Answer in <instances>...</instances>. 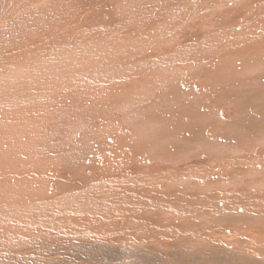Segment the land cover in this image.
Returning a JSON list of instances; mask_svg holds the SVG:
<instances>
[{
  "label": "rangeland",
  "instance_id": "rangeland-1",
  "mask_svg": "<svg viewBox=\"0 0 264 264\" xmlns=\"http://www.w3.org/2000/svg\"><path fill=\"white\" fill-rule=\"evenodd\" d=\"M10 1L11 0H0V31L1 26H3L4 23H7L8 25L16 24L17 26H15L20 30L22 23H25L28 15L35 17L38 14L35 12L34 8H30L33 7V3L27 5L29 0ZM166 1L173 2L174 10L180 11L183 14L186 13L188 0ZM166 1L130 0L121 4L120 7L127 12L130 10V12H132V9H136V6H138L137 9H143L153 5L154 2H157L156 5L154 4L155 8H160L161 6H164ZM202 1L203 0L199 3L201 4L200 7H202V11L198 13V15H206L208 12L210 13L208 17L204 18L205 27L202 30H205L207 25L213 21L212 18L214 20L219 19L223 12L233 3V0H221L220 4L213 8L215 10H211L208 5L206 3H202ZM225 1H227V3ZM145 3L149 6L146 7ZM139 5L141 7H139ZM37 9H39V7H37ZM215 12L216 14H219L216 19V15H214ZM77 13L82 15L80 12ZM83 13L86 15L83 20V24L86 23V33L89 34L91 27L99 24L101 16L104 15V13L102 9H90L89 12L87 11ZM144 19L147 21L142 29V37L145 38L146 41L153 40L151 45L152 47L154 46L153 48L144 46L143 49L145 50L141 49L140 51L145 55H154L152 58L155 59L156 57H159L161 53L163 54L160 43L165 40V38L168 46H170V43L175 42L181 43L184 41V43H186L189 39L186 38L188 35L187 29L190 24V20L188 18L183 20L184 22L182 21V24L178 25H175L174 19H171L170 16L162 12H159L155 18L148 19V17L144 16L143 20ZM228 19L229 18L226 17L223 20ZM157 28L167 29V31L156 33V37L153 33ZM150 29L154 30L152 31ZM215 33L223 36L226 35L227 37L229 36L222 30H217ZM152 34L154 37H151ZM157 39H159V42ZM239 44V48H237L236 45H231L228 50L220 49L221 53L217 54L216 50H212L213 47L207 43V45H205L206 47L204 46L205 48H203L205 54L202 56L200 61L195 64H182L176 68H172L170 65L165 64H158L157 66L149 64L151 66L150 67L148 63H145L144 58H139L143 61V63H141L142 61L139 62V66H143L146 73L148 71H152V73L148 72V74L144 76V79L137 82L135 84L136 88L135 85H133V88L131 87L132 89L129 88V90L123 91V94L121 93L117 95L118 93H116L115 96L113 95L109 97L110 99H101L104 100V104L100 101L99 104L101 105L95 107L93 110H86V112L83 111L84 107L82 108L80 104H74L72 102L70 103V105L72 104L71 106L69 104H65L67 102V98H65L64 101H58V98H55L53 102H46L45 104L31 103L30 105L36 107L42 115V121L47 127V133L36 137V140L33 141H28L32 137V135H29L32 134V128L22 129L23 133H18V130H14L10 133L9 137H12L13 141L10 142L9 146L13 147L15 151L14 154L7 153L4 149H2L4 145L0 147V170H4L10 164H13L14 168L18 169L20 172L28 171L30 169L31 162L34 161V157L32 155L37 156L40 154L49 159L46 162L52 163L51 166H53V170H51L50 166L49 173L51 174V177H55H52L48 182L35 183L33 181L23 184L19 187V196H10V191L13 185H11V183L6 184L7 186H3L4 188L6 187L5 190L7 191H5V196L2 195L0 189V202L6 203L8 206H12L13 204H30L44 197L57 198L62 194V192L70 190V187H74V190L66 193L67 195H70L69 198H72L76 197L74 196L75 193L72 194V192L84 187V185H87L86 193H89L97 190L98 184H103V193L101 196L110 192L116 193L119 197V201L118 203L117 201L114 203L113 200L111 205L115 204L117 208L122 206V211L127 213H125V216L128 219L124 216L125 219L130 223L132 221L133 227L132 229L121 230V237L118 238L120 241L111 244L107 243V241L103 238H98V235L86 233L87 230L84 233L78 230H62L66 231V233L53 234L44 229V234H41V237L38 239H32L33 232L15 235L13 237H1L0 254L3 252L6 253L4 249L8 251L13 248H23V246L25 248L39 247V251L34 253L36 256L33 255L34 257L29 258V261L28 259H12L9 256L7 258L3 256L4 261H2V263V258H0V264H264V252L262 253L263 255H257L254 251H250V253L248 251L239 252L240 249L234 250L225 246V244H228L226 241L224 244L223 242L216 241L214 239H200L195 236H209L214 233L212 236H217L218 238H224L226 240L232 235V232L235 231L234 233H236L237 231V237L240 235L241 237L239 236L238 238H241L239 240H243V242L246 240V234L250 237L261 236L260 239L264 238V234L262 236V234L259 233L262 231L264 232V206H261V209L253 208V210L247 208L245 209L243 207L248 212L219 209L224 205L226 206V204L231 201H246L248 199L249 200L247 202L255 207L258 204L253 201L259 197V192H264V47L248 51V48L251 49L253 47L252 45H245L244 48L241 43ZM0 45V49L4 50L5 44L0 43ZM157 45L159 46V52L157 51ZM219 45L223 44L219 43L216 46ZM154 49L156 50L155 52L153 51ZM148 51H150V54ZM231 57L234 59H231ZM37 59L39 60V58ZM163 67H165V69ZM158 68L159 70L157 71ZM162 69L164 70L162 71ZM166 69H172V71L169 70L168 72ZM165 73L167 74L169 80L165 76ZM168 74L170 76H168ZM175 76L177 77L173 78ZM179 76H182L183 78L181 77L180 79ZM150 77H153L151 80L152 82L150 81ZM171 77L173 80L170 79ZM63 79V77L58 78V80ZM147 80L150 81L152 85L149 84L150 82ZM167 80L168 82H166ZM146 81L149 86H146ZM66 83L67 82L64 84ZM141 86L144 88L143 90ZM165 87H167V90ZM127 92H129V94H126ZM48 104L51 105L48 106ZM60 104H64L62 108L60 107ZM32 106L28 107L31 108ZM100 112L102 113L100 114ZM126 113L127 115H125ZM30 116L31 115H29V118ZM109 117H112V119ZM105 118H108V120ZM38 121L39 120L37 119L34 123L39 125L40 122ZM104 121H107L108 123H105ZM97 122L102 126L104 124L105 128L109 125L111 127L113 126L112 128L114 129H118L116 130L117 135L111 138L106 134H102L97 127ZM110 123L114 124L112 125ZM116 124L118 127H116ZM6 129V127L0 125V142L2 143H6L5 139L7 140L9 138L7 134L8 130ZM26 131L29 134H27ZM186 131H188V133ZM122 133L125 134V138ZM133 134L136 136H133ZM98 135L99 137H97ZM104 135L108 136V138ZM100 136L105 138L107 143L104 139H101ZM62 138H65L66 140ZM85 138L86 141L84 143L83 141ZM66 145H68L67 147L72 146L71 148H73V151L67 155L64 161H62L59 157H57L59 153L56 150L63 149V146ZM122 145L125 147H122ZM111 152H115V154H112ZM100 154L104 156H101ZM120 155L123 158H119ZM52 158L53 160H51ZM104 158H106V160ZM232 159L243 162L244 164H240L239 162L236 164H230L229 160ZM136 160L138 162H136ZM106 161H116L118 164L109 169L99 168L100 171L99 169L91 168V165L93 164L99 165L98 167H100L101 164ZM3 162H5V164H3ZM116 166L117 169L115 168ZM216 167H218V170L212 174L210 173L207 178L201 175L202 170ZM182 169H184L183 173ZM193 171H196V174H193ZM116 173H119V175ZM117 177L120 179L116 180ZM192 177L194 178L192 179ZM81 178L85 181L83 179L81 180ZM142 178L145 180L143 181ZM98 179H100V181ZM186 179L188 180L186 181ZM91 181L93 182L91 183ZM170 182L172 183L170 184ZM127 184H129V189L128 186H126ZM184 184L187 186L185 187ZM92 185L94 186L92 187ZM147 186H149L150 190ZM166 188L167 190H165ZM125 191H128L129 193H125ZM141 191L143 193H140ZM188 193L192 194L191 197ZM135 194L138 195L136 196L138 200L135 199ZM177 194L180 195V199ZM195 196H198V199H203L202 202L204 201V203L207 204V207H199V210L197 211L199 215L197 212H195L196 214L188 213L186 211L183 213V210H180V207L184 204H190L191 201H195ZM209 196L214 197L211 199ZM126 197L130 198L126 199ZM141 197L143 199H141ZM192 197H194V200ZM144 198L146 199L144 200ZM131 199H134L133 202H131ZM139 199L140 202H138ZM208 200H211L210 203L215 201L220 207L218 205L216 207L213 203L209 204ZM127 201H129L131 205ZM11 202L12 205L10 204ZM75 202H77V200ZM158 205L161 207H158ZM137 207L139 209H136ZM208 209H211V213L205 211ZM261 210L263 214L259 215L261 214ZM129 211L135 212L130 213ZM141 211H143V214H141ZM203 213L206 216H204ZM128 215H132L129 216L131 218H129ZM253 215L255 216L254 218ZM59 217L66 219L67 222L72 224H78L80 221L86 223H90L92 221L96 224L100 222L98 219L89 218L90 216L78 214L67 215L60 213L57 218ZM119 217L121 216H118V218ZM255 220H259L260 222H255ZM253 223L255 224L254 226L252 225ZM257 223L262 224H260V226ZM255 226H258V228H255ZM138 227L141 229H138ZM111 232L110 233L112 235L116 233V231ZM63 236L64 238L62 239ZM18 238H20V241L23 240L22 243L18 241ZM154 238H157V242H154V240L151 242ZM52 240L54 241L52 242ZM237 240L236 246H241L242 243L240 244ZM30 242L33 245H29ZM199 244L202 245L200 246ZM261 244L264 246V241H261ZM262 245L253 244L252 249H255L258 246L263 247ZM1 248L3 249L1 250ZM88 249L91 250L89 251ZM218 249L220 251H218ZM227 253H230L231 255ZM236 254L238 255L237 257L235 256ZM41 256H44V258L56 256L57 259L54 261L41 260V262L39 260L37 262V257L42 258ZM60 256L62 259L59 258ZM30 259L31 262L33 261L32 263L30 262ZM131 260L133 261L131 262Z\"/></svg>",
  "mask_w": 264,
  "mask_h": 264
},
{
  "label": "bare ground",
  "instance_id": "bare-ground-1",
  "mask_svg": "<svg viewBox=\"0 0 264 264\" xmlns=\"http://www.w3.org/2000/svg\"><path fill=\"white\" fill-rule=\"evenodd\" d=\"M11 1H13V0H11ZM127 1H130V0H29L27 5L33 3V7H30V8H32V9L34 8L35 12L38 13L35 17H33L32 15H30V16L28 15V18H26L25 23L24 22H23L24 24L22 23L20 30H19V28L16 27L17 26L16 24L8 25L7 23H4L3 26H5V27L1 26L0 43L5 44V49L4 50L0 49V125L7 128L6 130H8V133H7L8 137H9V134L12 133L14 130L15 131L18 130V133H23L22 129H25V128H32V130H33L32 134L27 133V131H29V130L26 131L27 134L32 135V137L28 141L36 140L35 139L36 137L47 133V127H46L45 123L42 121V115L39 113V111L37 110L36 107L30 105L31 103L45 104L46 102H53V100L55 98L56 99L58 98L57 99L58 101H60V100L64 101L65 98H67L66 99L67 102L65 104L70 105L71 102L74 104H80L82 106V108L84 107L83 111L86 112V110H88V111L93 110L95 107H98L99 105H101V104H99L100 101L102 103L104 101L101 99H105V98L107 99L113 95L115 96L116 93H118L117 95H119L123 91L129 90V88H131L137 82L144 79V76L146 74H148V72H150V71H148L146 73L145 68L143 66L142 67L139 66V62L142 61V59H139V58H144L145 63H148V65L150 64V65H156L157 66L158 64H160V65L165 64V65H170L172 68L173 67L176 68L178 66H181L182 64H192V63L195 64L198 61H200V59H202V56L205 54L203 51V48L206 47L205 45H207V43L213 47L212 50L213 49L216 50L217 54L221 53L220 49L228 50L231 45H236V47L239 48V45H240L239 43H241L244 48H245V45H248V46L252 45L253 47L251 49L248 48V51L257 50V49L264 47V0H233V3L223 12L222 16L219 19H216V17H218L219 14H216V12L214 13V15H216L215 16L216 20H214L212 18L213 21H211L207 25L205 30H202L205 27V23H204L205 19L204 18L208 17L210 15V13L208 12L206 15H203V14L198 15V13H200L202 11L201 10L202 7H200L201 4H199V3H201V0H188L187 5H186V13L185 14H183L180 11L174 10L173 9V2H171V1L167 2L166 0H165L166 2L164 3V6H161L160 8H155L154 4L156 5L157 2L156 3L154 2V4L151 6H149L148 4L145 3L146 7L147 6H149V7L143 8V9H139V8L137 9L138 6H136V9H132L133 10L132 12H130L131 10L129 12H127L120 7L121 4H123ZM4 2H6V1H4ZM4 2H2V3H4ZM220 2H221V0H203L202 1V3H206L211 10H215L213 8L218 6L220 4ZM225 2L227 3V1H225ZM16 3H17V1H16ZM11 5H12V3H11ZM144 6H142V7H144ZM37 7H39V9H37ZM139 7H141V6L139 5ZM221 8H222V6H221ZM90 9H94V10L102 9L104 15L101 16L99 24L93 25L91 27L90 33L87 34L86 29H85L86 23L83 24V20L86 17V15L83 12H87V11L89 12ZM35 12H33V13H35ZM77 12L82 13V15H80ZM159 12L165 13L168 16H170L171 19H174L175 25L182 24V21L185 20L186 18H188L190 20V24H189V27L187 29L188 35L186 38H189V39L186 43H184V41H182L181 43L175 42V43H170V46H168V43H166V38H165V40L161 41V43H160V47L162 48V50L161 49L160 50L163 52V54L161 52L160 53L163 56L160 54L159 57H156L154 59V58H152L154 55L148 56V55L143 54V52L140 51L141 49L144 48V46L152 47L151 44L153 42V40L152 41H146L145 38L142 37V35H143L142 29L145 26L146 21H147L146 19L143 20V17L146 16V17H148V19H152V18L157 17ZM226 17H228L229 19L223 20ZM178 28H180V27H178ZM150 30H152V29H150ZM217 30H222V31H224V33L228 34L229 36L227 37L226 35L223 36L221 34H216L215 32ZM165 31H167V29L165 30V29L157 28L153 34L155 35L156 33H162ZM82 33H85V34H82ZM153 34L151 37H154ZM158 40L159 39H157V41ZM219 43H221L223 45L216 46ZM217 47H219V48H217ZM158 49H159V46L157 48V51H158ZM143 50H145V49H143ZM153 51L155 52L156 50L154 49ZM148 52L150 54V51H148ZM37 58H39L40 61ZM231 59H234V58L231 57ZM141 63H143V61ZM165 67H163V68L165 69ZM154 69H155V67H154ZM164 69H162V71ZM158 70H159V68L157 69V71ZM166 70H168V69H166ZM169 70H168V72H169ZM170 71H172V69ZM150 73H152V71ZM165 74H163V75H165ZM169 74H168V76H170ZM165 76L167 77V74ZM60 77H63L64 79L58 80V78H60ZM176 77L177 76H175L173 78H176ZM181 77L179 76L180 79H181ZM185 77H186V75H185ZM152 78L150 77V81L152 80ZM170 79H172V77ZM168 80H169V78H168ZM168 80L166 82H168ZM147 81H146V83H147ZM150 81H148V82H150ZM65 82H67L69 84H67V83L64 84ZM151 82L149 84H151ZM142 83H144V82H142ZM142 86H141V88L143 90L144 88ZM146 86H149L148 83L146 84ZM135 88H136V85H135ZM165 88L167 90V87H165ZM161 89H164V88H161ZM126 94H129V92H127ZM177 94H178V92H177ZM134 97H136V96H134ZM117 98H118V96H117ZM117 98H116V100H117ZM126 98H127V96H126ZM129 98H128V100H129ZM138 103H139V101H138ZM49 105H51V104H48V106ZM63 105H61L60 107L62 108ZM28 106H32V107L29 108ZM37 107H39V106H37ZM123 109H124V107H123ZM179 110H180V108H179ZM101 113L102 112H100V114ZM29 115H31L30 118H29ZM125 115H127V113ZM112 117H114V116H112ZM112 117H109V118L112 119ZM133 117H135V116H133ZM37 119L39 120L38 122H40L39 125L34 123V121H36ZM105 119L108 120V118H105ZM105 123H108V122L106 121ZM110 124H112V123H110ZM100 126H102V125H100V123L97 122V127L101 131L102 134H106L111 138L115 137L117 135L116 130H118V129L112 128L113 126L111 127L108 125L106 128L104 127V124L102 127H100ZM127 126H130V125H127ZM116 127H118V125ZM128 128H130V127H128ZM125 129H126V127H125ZM123 130H124V128H123ZM96 132H97V129H96ZM186 132L188 133V131H186ZM0 133H1V130H0ZM118 133L121 134L120 132H118ZM133 133H134V131H133ZM15 134H14V136H15ZM106 135H104V136L108 138V136H106ZM122 135L125 138V134L122 133ZM133 136H136V135L133 134ZM97 137H99V135ZM100 137H101V139L105 140V138H103L102 136H100ZM66 138H68V137H66ZM62 139H65V138H62ZM5 141H6V143L0 142V147L4 145L2 149H4L5 152L14 154V151H15L14 148L9 146L10 142L13 141V138L9 137L7 140L5 139ZM67 141H69V140H67ZM85 141H86V138L84 139L83 142L85 143ZM106 141L107 140H105V142ZM195 143H196V141H195ZM195 143H193V144H195ZM30 144H31V142H30ZM171 144H172V142H171ZM125 145H126V143H125ZM67 146L68 145L63 146V149L56 150L59 153L57 157H59L62 161H64L66 159L67 155L73 151L72 150L73 148H71L72 147L71 145H70L71 147H67ZM123 146L124 145H122V147ZM181 149H182V147H181ZM112 154H115V152H113ZM100 155L104 156L102 154H100ZM157 155H158V153H157ZM32 156L34 157V161L31 162L30 169L28 171L20 172L18 169L14 168L13 164H10L4 170H0V185H1L0 189H1V193L3 196H5V194H6L5 193L6 187L4 188L3 186L6 184L11 183V185H13L11 188V191H10L11 192L10 196H12V195H18L19 196V187H21L23 184L33 182V181L35 183L48 182L52 177H55V176L51 177V174L49 173L50 172L49 167L51 166L52 163L46 162L47 160H49L46 158V156L40 155V154H38L37 156H35V155H32ZM98 156H99V154H98ZM139 156H141V155H139ZM120 157H121V155L119 156V158ZM97 158H99V157H97ZM106 158H104V159L106 160ZM121 158H123V157H121ZM10 160H12V159H10ZM27 160H28V158H27ZM51 160H53V158ZM69 160H70V158H69ZM93 160H94V158H93ZM16 161H18V160H16ZM229 161H230V164H236L237 162H239L235 159H232ZM136 162H138V161L136 160ZM98 163H99V161H98ZM101 163H102V161H101ZM239 163L241 164L243 162H239ZM261 163H262V161H261ZM3 164H5V162H3ZM117 164L118 163L116 161L115 162L114 161H106L105 163L101 164L100 167H98L99 165L93 164V165H91V168L92 169H99V168L100 169H109L112 166L117 165ZM246 166H248V165H246ZM66 168H68V167H66ZM81 168H83V167H81ZM115 168L117 169V166ZM100 169H99V171H100ZM51 170H53V166H51ZM154 170H156V169H154ZM216 170H218V167L205 169V170L201 171V173H202L201 175L203 177L207 178L210 173L212 174ZM171 172H172V170H171ZM183 172H184V169H182V173ZM173 173H174V171H173ZM197 173H198V170H197ZM116 174L119 175V173H116ZM127 174H129V173H127ZM193 174H196V171H193ZM107 175H108V173H107ZM140 177H142V176H140ZM196 177H199V176H196ZM88 178H89V176H88ZM148 178H150V177H148ZM193 178L194 177H192V179ZM82 179L83 178H81V180ZM118 179H120V178L117 177L116 180H118ZM133 179H135V178H133ZM174 179H175V177H174ZM98 180L100 181V179H98ZM142 180L144 181L145 179L142 178ZM187 180L188 179H186V181ZM114 181H115V179H114ZM186 181H184V182H186ZM92 182L93 181H91V183ZM149 182H151V181H149ZM161 182H163V181H161ZM158 183H156V184H158ZM171 183L172 182H170V184ZM128 185L129 184H127L126 186H128ZM177 185H176V187H177ZM93 186L94 185H92V187ZM122 186H124V185H122ZM126 186H124V187H126ZM131 186H133V185H131ZM186 186L187 185H185V187ZM147 187L149 188V186H147ZM165 187H166V185H165ZM70 188H71L70 190H66V191L62 192V194L59 195L57 198L44 197V198L38 199V200H36L30 204H18V205L13 204L12 205V202H11L10 204L12 206H8V205H6V203L0 202V238L1 237H13L15 235H21V234H26L28 232H33L32 233V239H38L41 237L40 236L41 234H44V229L50 231L53 234L66 233V231H73V230H78V231L84 233L87 230L86 233L98 235L97 236L98 238L99 237L103 238V239H105V241H107V243L111 244V243H114V242L117 243L120 241V239H118V238L121 237V230L132 229V227H133L132 221L130 223L128 220H126L128 218L125 216L126 212L124 213V211H122V209H121L122 206L117 208L115 204L111 205L113 200H114V203H115V201H117V203H118V201H119L118 195L114 192H110L108 194H104V196H101L103 193V184H98V189L95 191L89 192V193H86L87 185L86 186L84 185V187L79 188L75 192H72V194L75 193L74 196H76L77 198L76 197L69 198L70 195L66 194V193H69L72 190H74V187H70ZM142 188H144V187H142ZM125 189H127V188H125ZM128 189H129V186H128ZM88 190H90V189H88ZM149 190H150V188H149ZM165 190H167V188ZM161 191H162V189H161ZM199 192H201V191H199ZM125 193H129V192L125 191ZM140 193H143V192L141 191ZM195 193H196V191H195ZM131 194H133V193H131ZM136 194H137V192H136ZM136 194H135V196L134 195L133 196L134 197L138 196ZM202 194H204V193H202ZM214 194H216V193H214ZM214 194H212V195H214ZM189 195L191 197L192 194H189ZM177 196L179 197L180 195L177 194ZM142 197H144V196H142ZM142 197H141V199H143ZM150 197H151V195H150ZM165 197H166V195H165ZM190 197H188V198H190ZM197 197L196 198L192 197V199L194 198L196 200L191 201L190 204L182 205L180 207V210H183V213H185L184 211H186L188 213L196 214L195 212H197L199 210V207H201V208L207 207V204L204 203V201L202 202L203 199H201V198L198 199ZM213 197H210V198L212 199ZM127 198L128 197H126V199ZM146 198H149V197H146ZM146 198H144V200ZM135 199L138 200L137 197ZM159 199H161V198H159ZM179 199H180V197H179ZM76 200H77V202H75ZM131 200H132L131 202H133L134 199H131ZM248 200H246V201H243V200L242 201H231L230 203L232 205L230 203H227L226 206L221 205L222 207L219 209L220 210H226L227 209L228 211H231V210L236 211L237 210V211H241V212L242 211L248 212L247 210H245L246 208L250 209V210L251 209L253 210V208L261 209V206H264V192H261V193L259 192V197H257L255 199V201H253V202H256V204H258V205L255 204L256 205L255 207H253V205L249 204L247 202ZM71 201H72V203L73 202H75V203L72 204ZM129 201H127V202L129 203ZM210 201L208 200L209 204L213 203L217 207L218 203H216L215 201H212L210 203ZM138 202H140V199ZM138 202H136V203H138ZM205 202H207V201H205ZM162 203H160V204H162ZM234 203H236V204H234ZM129 204L131 205V203H129ZM148 204H150V203H148ZM159 206L160 205H158V207ZM136 209H139V208L137 207ZM164 209H166V208H164ZM125 210H127V209H125ZM147 210H149V209H147ZM205 211L209 213L211 211V209H208ZM131 212H135V211H131ZM141 212H142L141 214H143V211H141ZM201 212H204V211H201ZM206 212H204V213H206ZM60 213L67 214V215L68 214H78V215H83V216H90L89 218L98 219L100 222L96 224L92 221L90 223L80 221L78 224H72V223L67 222L66 219H62L60 217L57 218L58 214H60ZM145 213H146V211H145ZM162 213H163V211H162ZM263 213L261 210V214H259V215H262ZM122 214H124V215H122ZM253 214H254V212H253ZM185 215H187V214H185ZM198 215H199V213H198ZM259 215H257V216H259ZM118 216H121V217L118 218ZM124 216L126 217V219ZM129 216H132V215H128V217ZM204 216H206V215L204 214ZM248 217H250V216H248ZM254 217L255 216L253 215V218ZM129 218H131V217H129ZM256 220H257V218H256ZM256 220H255V222H258L260 219L258 221H256ZM260 224H262V223H259L258 225H260ZM140 225H138V226H140ZM252 225L254 226L255 224L253 223ZM234 226H236V225H234ZM139 228L140 227H138V229ZM147 228H148V226H147ZM255 228H258V226H255ZM62 230H66V231H62ZM95 231H98V232H95ZM111 231H116V233L114 235H112ZM234 232H232V235L229 236L228 239H226V240L224 238H218L217 236H212L214 233H212L209 236H206V235H195V236H196V238H200V239H203V238L214 239L216 241H221L224 244L226 241L228 244H225V246L230 247L234 250L240 249L239 252H241V251L247 252L248 251L250 253V251H254L257 255H263L262 253L264 252V246L261 244V241H264V238L260 239L261 236L260 237H250L249 235L246 234V240L243 242V240H241V241L239 240V239H241V238H238L240 236L239 234H238L239 236L237 237V234H236L237 231H236V233H234ZM244 232H246V231H244ZM131 233H133V232H131ZM141 233H142V231H141ZM251 233H252V230H251ZM259 233L262 234V236L264 234L263 231L259 232ZM126 235H127V233H126ZM20 238H18V241L20 243H22L23 240L20 241L19 240ZM63 238H64V236L62 237V239ZM143 238H145V237H143ZM26 239H28V238H26ZM72 239H74V238H72ZM29 240H28V242H29ZM153 240H154V242H157V238L152 239L151 242ZM236 240L239 241L240 244L242 243L241 246H236L237 245ZM38 241H40V240H38ZM49 241H50V239H49ZM53 241L54 240H52V242ZM87 241H91V240H87ZM92 241H94V240H92ZM15 242H17V241H15ZM35 242H37V241H35ZM159 242H161V241H159ZM103 243H105V242H103ZM30 244H31V242L29 243V245ZM253 244L262 245L263 247L258 246L255 249H252ZM24 245H26V244H24ZM31 245H33V244H31ZM34 245H35V243H34ZM193 246H194V244H193ZM27 247H29V246H27ZM74 248H76V247H74ZM2 249L3 248H1V250ZM93 250H94V247H93ZM4 251L6 253H4L2 251L3 253L0 254V258H2L1 262L4 261L3 260L4 257L7 258L8 256L11 257L12 259H22V260L28 259V261H29V258L36 256L34 253L39 251V247L25 248L23 246V248H16V249L13 248V249H10L8 251L6 249H4ZM218 251H220V250L218 249ZM227 254H230V253H227ZM246 254H248V253H246ZM5 255H7V256H5ZM235 256L237 257L238 255L236 254ZM59 258H61V256ZM37 259H36L37 262L39 260L41 262V260L42 261H45V260L54 261L57 258H56V256H51V258H44V256H43L42 258L37 257ZM132 261L133 260H131V262ZM30 262H31V259H30ZM64 262H66V261H64Z\"/></svg>",
  "mask_w": 264,
  "mask_h": 264
}]
</instances>
